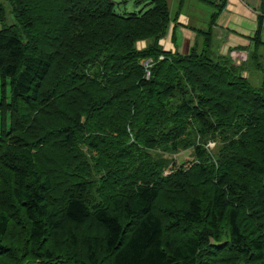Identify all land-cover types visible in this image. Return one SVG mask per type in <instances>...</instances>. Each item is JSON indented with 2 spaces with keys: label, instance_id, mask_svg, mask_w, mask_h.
Wrapping results in <instances>:
<instances>
[{
  "label": "trees",
  "instance_id": "1",
  "mask_svg": "<svg viewBox=\"0 0 264 264\" xmlns=\"http://www.w3.org/2000/svg\"><path fill=\"white\" fill-rule=\"evenodd\" d=\"M137 2L145 5L138 13L120 14L113 0H0V264H264V82L256 87L243 73L249 61L264 71V23L235 66L206 49L164 51L169 1ZM211 4L214 23L226 2ZM85 11L110 25L101 29L110 36L88 33V46H75L78 61L98 53L110 67L86 76L73 69L49 90L51 52L65 48H47L60 32L56 19L66 13L78 29ZM147 36L149 47L138 48ZM162 54L147 76L140 59ZM67 84L62 105L54 91ZM79 90L88 100L75 101ZM46 104L51 112L31 111ZM94 126L111 137L90 144L98 170L82 176L73 169L93 157L78 146L81 128L92 134ZM57 134L78 136L61 137V146ZM203 139L217 143L210 151ZM190 147L194 162L175 171L173 156ZM134 158L152 176L138 177ZM60 167L91 185L88 194L69 187L56 208ZM125 180L134 186L124 197L94 199ZM55 239L71 246L55 254L47 247Z\"/></svg>",
  "mask_w": 264,
  "mask_h": 264
},
{
  "label": "rangeland",
  "instance_id": "2",
  "mask_svg": "<svg viewBox=\"0 0 264 264\" xmlns=\"http://www.w3.org/2000/svg\"><path fill=\"white\" fill-rule=\"evenodd\" d=\"M113 1L116 3L115 5L116 11L120 14L138 13L145 6L144 3H139L137 2V0H113ZM168 1L170 4L169 10H171V14H172V16H170L171 21H170L169 27L166 28L167 32L164 34V36L159 41L160 42L159 46L162 47L164 51L166 50L167 52H171V53L178 52L180 54H189L193 50L203 51L206 49L208 50V53H210L211 56L215 57L216 59L224 55L225 57L229 56L235 66H242L244 63L243 61L247 60L248 51L247 49H243V48L251 44V39L254 38L257 32V28L259 27V22L260 21L264 22V9L261 6L262 0L258 1V5L256 8L258 9L257 28L253 34H251V32L248 33L247 31V33L250 35V40L248 44L244 46L238 45V44L230 45L228 44L229 43L228 40H224V38L229 39V34L222 28V25L219 24V18L221 14L224 13V10L220 12V14L217 16L216 21L214 23L213 22L208 23L209 22V16H208L207 25H203L201 28L196 27L194 24L193 26H190V29H192L196 33V36L192 37L190 33L185 32L186 35H183L182 38L178 40V35L175 32V29L177 25L179 24L181 26L184 25L183 24L184 20H182V15L186 17V16H189L192 10L197 11L198 4L200 8L204 10L207 9L209 10V12H213V11L215 12L216 7H215V4L214 5L211 4V2L214 0H168ZM215 1L216 3H219L222 1H225L226 3L228 2V0H215ZM248 1L252 2L251 0H248ZM193 8H196V9H193ZM86 13L88 15L87 19L82 23V27L78 29H75L73 25V21L71 20L69 15L66 13L60 12V16L56 19L59 25L57 28V31H60V32H58L54 36V42L50 43L47 48L54 49L57 43L64 44L65 48L58 49V50L51 52V53H54L52 56L54 57L55 63L52 60L53 62L52 72L53 73L50 76L48 85L46 86V88L49 90L53 89L52 85L54 81L59 80V79L61 80L65 74H67L73 69L81 68L83 70V74L86 76L90 74L92 71L104 72L107 68L110 67L108 64L109 63L108 59L106 58L96 59V57L98 56V53L93 54L89 58V60L86 61L88 63H85L84 65H83V61H78V56L75 51V46H79L82 48H84L85 46H88L85 43L86 38L88 37L87 36L88 33L90 34L94 33V35L96 36L100 34L102 37H106V38L110 36L109 32H103L101 30L104 27V25L107 27L110 25L106 24L102 20H91L89 13L88 12ZM194 16H197V15H194ZM111 20H115V19H111ZM240 20L241 22H243L242 19ZM15 21H16L15 17L13 15H10L9 23H14ZM244 24L246 25V21H244ZM121 26L124 29L132 30L131 26H127V25H121ZM208 30H210V32H208L209 35L205 36V32ZM144 31L145 30H141L140 32L143 33ZM36 34L38 35L37 36L38 38L40 36L44 38L46 42L47 40L46 36L42 32L37 31ZM234 35L236 36V34ZM262 36L264 39V34ZM56 37H58L59 40H56ZM207 39H210V42ZM152 41H154V39H152ZM235 41H236V37L234 38V42ZM150 43H151V40L147 36L138 42L137 47L140 49H142L143 47H149ZM226 44H228L226 51L225 50H223V52L220 51ZM165 58L166 57L163 54L158 56V58H155V59L153 56L149 55L147 57L141 58L140 64L147 63L149 67H151L149 63L156 62L158 61V59L160 61ZM249 63L250 61L246 62L247 69H244L243 73H246V76L250 79V81L252 82L254 86L259 87L263 85L264 71L263 72L260 71L259 69H257L255 65H252ZM1 78H3V76H1ZM77 78L74 81H76ZM79 88L83 91L86 90L85 88H82L80 86ZM64 90H67L69 94L72 93L71 90H69L68 84L64 85L61 89L54 91V94L56 95L57 98L60 96H63V99L59 101L62 105H66L69 102V99H67L64 96V94L63 95L61 94V91H64ZM73 97L75 98V101L81 98L88 100V98L80 90L76 91L73 94ZM82 105L85 107V104H82ZM39 110L51 112L50 104H46L44 108H39L36 106L35 108H32L31 111H34V113L39 115ZM34 113L31 112V114L35 116ZM113 129H114V133L117 134L118 130L115 127H113ZM81 132L84 133L85 136L79 139L78 146L81 147L82 150H84L89 155H92L93 158L90 159L88 164H86L87 161L85 164H80L77 169L75 170L73 169V172L77 174H81L82 176H86L84 172L80 171L82 168L93 169L94 171L98 170L95 164L96 159H97L96 158L97 150L93 149L92 151H90L89 149L90 144L94 143V141L97 138L111 137V135L108 134V128H105V131L102 132L99 129H97L95 126L93 128L92 134L88 130H85L83 128H81ZM71 135H68V138H67L66 136L57 134L52 140L58 143L59 145L63 146L65 141L62 142L61 137H66L67 139H71L75 141V138L78 136V134H75L74 137H71ZM88 137H90L91 139H89ZM203 143L206 144L205 146L211 151V149H213V147L215 146L217 142L213 140L208 141L206 139H203ZM194 153H195V147H190L187 149H182L179 153L175 154L173 156L174 158L173 166L176 167L174 168V170L177 172H180L182 169L187 170L194 162L193 160ZM133 163H134V166L137 167V172L139 174L138 177L147 179L148 177L152 176L153 170L151 167L148 169V172H146V169H144L142 165H140L137 159L134 158ZM170 163L171 161L169 162V164ZM194 166L196 167V164H194ZM171 168H172V165L170 164L168 169L167 167L164 168L163 173L164 174L170 173ZM56 175H57V180H56V184L54 185V188L57 194V201L55 204L56 208H59L66 204L68 196H66L65 193H67L69 187H73V190H79L81 188L82 190H85L87 192L86 185L88 186L91 185L88 182L87 184H82L81 181H84V179L76 180L74 182L71 176L70 177L68 176L67 168L65 167H60L56 171ZM89 177L90 175H88L87 181ZM127 181L128 180H125L124 183L119 185L114 192L106 191L104 194L103 193L101 194L100 189H99V192L94 195V199H96L97 201H102L103 204L107 205L108 201L114 197H124L125 195L129 193V191L134 186L133 184H130ZM258 221H262V220L259 219ZM225 238H227V236H225ZM64 240L66 239L50 240L49 245H47V247L51 248L52 249L51 251L54 252L55 254H62L68 250V247L71 246V245H62L64 243ZM78 246L81 247V245H78ZM244 264H252V263H244Z\"/></svg>",
  "mask_w": 264,
  "mask_h": 264
},
{
  "label": "crops",
  "instance_id": "3",
  "mask_svg": "<svg viewBox=\"0 0 264 264\" xmlns=\"http://www.w3.org/2000/svg\"><path fill=\"white\" fill-rule=\"evenodd\" d=\"M251 1L252 2H249L248 0H228V2L226 3L225 8L223 9L224 13L221 14L219 18V24L222 25V28L229 34V39L224 38V40L229 41L228 44H238L243 46L247 45L250 40V35L248 33L251 32V34H253L255 32L258 25V9L256 8L258 5V1L260 0ZM197 6V11L192 10L189 16L185 17L182 15L184 25L181 26L179 24L175 29V32L178 35V40L181 39L183 35H186L185 32L190 33L192 37L196 36V33L192 29H190V26H193V24L199 28H201L203 25H207L208 16L210 17L211 12H209V10L207 9L204 10L200 8L199 4ZM254 9H256L257 11ZM193 14L197 16H194ZM240 19H242L243 22H241ZM244 21H246V25L244 24ZM234 34H236V36ZM235 37L236 41L234 42ZM228 44L224 45V47L220 51H226Z\"/></svg>",
  "mask_w": 264,
  "mask_h": 264
},
{
  "label": "built area",
  "instance_id": "4",
  "mask_svg": "<svg viewBox=\"0 0 264 264\" xmlns=\"http://www.w3.org/2000/svg\"><path fill=\"white\" fill-rule=\"evenodd\" d=\"M146 65H148L147 63H145Z\"/></svg>",
  "mask_w": 264,
  "mask_h": 264
}]
</instances>
